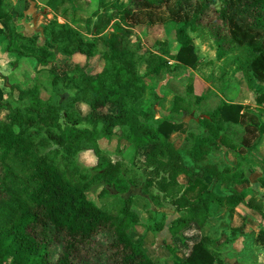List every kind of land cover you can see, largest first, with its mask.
<instances>
[{"label":"trees","instance_id":"16d2710c","mask_svg":"<svg viewBox=\"0 0 264 264\" xmlns=\"http://www.w3.org/2000/svg\"><path fill=\"white\" fill-rule=\"evenodd\" d=\"M75 1L47 0L46 4L54 9ZM0 21L7 27L5 49L32 57L37 65L53 61L57 52L86 58L98 54L102 60L96 72L75 62L76 76L65 80L53 71V92L46 97L38 85L19 87L18 97L27 100L23 106L0 99V105L9 109V120L0 119V264H165L129 234L140 223L132 197L122 198L114 210L88 198L86 190L101 182L118 192L127 191L130 184L149 194L156 187L180 211L169 225L173 245H167L173 253L185 252L180 264H223L218 237L199 230L211 214L212 203L226 208L229 217L239 204L264 216V194L247 198L245 189L236 188L217 192V182L244 183L247 176L238 164L220 167L207 158L214 148L228 147L237 153L255 148L264 135V121L245 122L242 104L221 101L199 117L206 131L189 133L193 141L185 149L187 162L170 139L172 132L183 129L182 124L169 118L151 123L150 115L138 108L147 88L145 74H161L172 66L162 54H138L140 42L133 38L132 27L173 22L179 48L170 58L175 66L192 67L200 61L190 32L202 30L215 44L217 58L231 54L252 87L256 80L264 82V0L219 4L217 0H100L85 21L92 38L51 18L42 26V44L18 29L4 0H0ZM110 24L112 30L105 32ZM139 60L145 63V74L138 71ZM60 81L73 93L58 100ZM180 100L176 95L173 111H181ZM256 101H264V92H257ZM77 102L86 103L89 112L81 115ZM81 121L90 126L78 124ZM232 125L242 127L238 143L228 133ZM115 128L135 153L148 149L140 160L141 174L112 160L100 147L99 137L112 135ZM88 149L96 162L83 166L77 154ZM181 174L187 177L184 185ZM163 226L162 220L157 230ZM190 228L199 230V235L185 251L181 238ZM255 241L264 245V228L257 230Z\"/></svg>","mask_w":264,"mask_h":264},{"label":"rangeland","instance_id":"374dc122","mask_svg":"<svg viewBox=\"0 0 264 264\" xmlns=\"http://www.w3.org/2000/svg\"><path fill=\"white\" fill-rule=\"evenodd\" d=\"M220 1L217 0V4ZM46 3L47 0H4V8L11 12L18 29L32 34L39 44L45 40L41 33L42 26L51 18L68 22L82 31L85 37L92 38L85 21L99 7L100 0H77L74 4L65 3L54 9L48 7ZM174 27L173 22L132 27L133 38L140 42L138 54L141 56L149 52L162 54L169 59L172 66V69L164 70L161 74H145V63L139 60L138 71L145 74L147 88L138 108L146 111L148 116L150 115L151 123L156 124L158 120L169 118L182 124L183 129L172 132L170 139L181 150L185 160L190 162L185 153V149L193 141L189 133L205 132L206 130L198 122L199 117L206 115L221 101L242 104L247 113L245 122L264 121V101L261 103L256 101L257 92H264V82L256 80L253 86L249 87L240 70L232 62V55L217 58L215 44L208 33L202 30L190 32L194 39V49L199 56V64L195 67L175 66L176 61L170 58V54L176 53L179 48ZM6 30L5 24L0 23V99L3 102L11 105H25L27 100L18 97L19 87L30 88L38 85L43 97L50 95L53 92V71L64 80L76 76L75 62L86 64L89 72H96L101 68L102 60L98 54L86 58L84 55L66 56L60 52H57L56 58L48 64L37 65L32 57L5 49L4 32ZM111 30L110 24L105 32ZM63 81L59 82L56 94L58 100L73 93L72 89L64 86ZM176 95L182 97L180 112L172 110ZM75 107L81 115L89 112V106L84 102H77ZM0 119L9 120V109L6 105H0ZM78 124L90 126L85 121ZM242 131L240 125H232L228 133L238 143ZM98 142L112 160H120L124 165L141 174L140 160L148 149L142 148L135 153L132 144L119 136L118 128H115L110 136L101 135ZM77 160L83 166H91L96 162V155L91 149L82 150L77 154ZM207 161L216 163L220 167L238 164V169L247 176V181L244 183L219 182L215 185L217 192L228 193L233 188L245 189L247 198L251 196L262 198L264 194V135L258 145L246 153H237L228 147L214 148L209 153ZM186 178L182 175L180 181L185 183ZM86 194L102 208L111 210L120 207L122 198L132 197V207L137 211L140 219V223L129 230L132 239L139 242L141 247L158 263L180 264L178 256L165 245L167 235L170 234L167 223H170L177 212L180 214V211H177L169 199L164 198L156 187L151 188V194H149L143 192L141 187L130 184L127 191L118 192L113 185L101 182L92 185L86 190ZM210 215L213 217L208 219L199 230L204 233L211 232L218 237L223 264H264V245L255 241L257 230L264 228V216L244 204H239L233 216L229 217L226 208L218 207L214 203L211 205ZM162 220L164 226L161 230H157L156 225ZM199 230L196 228L187 230L184 239L181 238L186 244L183 250H187L191 241L199 235Z\"/></svg>","mask_w":264,"mask_h":264},{"label":"crops","instance_id":"0c3cea01","mask_svg":"<svg viewBox=\"0 0 264 264\" xmlns=\"http://www.w3.org/2000/svg\"><path fill=\"white\" fill-rule=\"evenodd\" d=\"M0 23H3L2 21H0ZM182 175H184V174H181L180 176H182ZM180 176H179V181H180ZM185 176V175H184ZM186 180H187V178H186ZM186 180H185V183H186ZM227 182H229V181H227ZM180 183L181 184H185V183H183V182H181L180 181ZM219 182H217V184H218ZM221 183H226V182H221ZM179 215V213L177 212V214L175 215V217H173V219L174 218H176L177 216ZM211 217H213L212 215H210L209 216V218L208 219H210ZM208 219H207V221H208ZM172 220V219H171ZM171 222V221H170ZM169 225H170V223H167V228H168V230H169ZM202 231V230H201ZM203 232V231H202ZM169 235H167L168 237H167V241H166V243H165V245H168V244H171V245H173V238L171 237V232L169 231ZM174 254H176L177 256H178V258L180 259V261L181 260H183L184 259V257H185V252H180V251H176Z\"/></svg>","mask_w":264,"mask_h":264}]
</instances>
